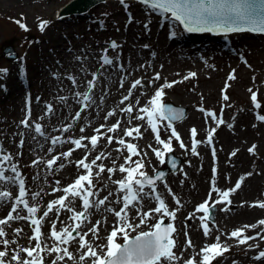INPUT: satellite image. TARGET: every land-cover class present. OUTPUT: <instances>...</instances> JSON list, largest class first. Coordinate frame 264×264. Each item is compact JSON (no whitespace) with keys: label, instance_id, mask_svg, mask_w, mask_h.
<instances>
[{"label":"rangeland","instance_id":"374dc122","mask_svg":"<svg viewBox=\"0 0 264 264\" xmlns=\"http://www.w3.org/2000/svg\"><path fill=\"white\" fill-rule=\"evenodd\" d=\"M45 1L35 0L36 8L34 11L31 10L29 15L22 6H15L9 12H3L4 9L0 7V137L2 141L0 144L5 154H10L13 157L9 164H16L24 179L29 204L33 203L30 198L32 194L39 192L40 195H43L39 198V201L37 199L35 202L38 204L39 211L32 217L41 220L40 242L42 248L45 244L49 248L53 245V240L50 238L51 226L48 227L47 225L50 222L52 225V221L56 219V206L46 218L43 217V212L47 210V205L50 202L64 196L62 192L64 187L73 184L79 175L84 173L82 168L79 167L71 175L72 171L66 167L67 162L69 161L72 167H76L77 161L85 157H87L86 162L90 163L97 155L103 154V158L96 163L97 166L103 164L104 173L97 176L98 167L94 166L92 169L93 184L96 189H99L98 197L92 199L99 200L105 197L108 199L98 209H90L91 215L84 222V227L79 229L81 233H88L87 242L98 253L101 251L97 246L105 245L109 232L120 223L113 212L105 211V208L108 207L115 211H120L123 207L122 202H116L119 195L123 194L118 193L115 182L124 179L126 173H120L118 169L121 165L125 167L134 166L126 164L127 150L117 141L124 139L126 143L136 144L140 155L133 156L131 159L142 160L144 163L142 171L147 175L150 172L152 173L150 175H153L158 168L162 167L159 161L155 160L152 151V148L162 146L157 144L146 119L139 120L136 119V116L140 114L139 109L145 107L139 102V97L143 93L148 90L149 95L151 94L150 97L153 98L156 88L159 87L158 89H160L163 85L172 82H175L172 87H164L163 89L165 97L163 101L185 109V115L190 110L195 112V108L205 107V109H213L217 114L223 110L226 114L225 119H232L228 120V125L222 127L215 136V145L218 149V154L215 157L220 159L217 176H213V173L209 170V167H211L209 152L206 158L203 155L199 158H190L189 155H187V158L185 155H181L183 160L179 170L167 174L164 183H157V191L163 196L168 210L176 212L174 220L167 218L175 228L172 238L176 242V249L179 246V252L181 251V254H179L175 249V254L181 257L175 264H185V261L190 258H197V262L200 261L202 256L198 253L204 247L203 245H211L216 242V235L212 234L211 231L210 238L202 243H200V240L197 241L199 232L197 237L194 238L193 234L196 231L192 229L191 223L194 224L196 230L204 233L200 219L196 223L190 221L189 226L183 224V218L187 216L185 213L190 214L192 209L197 208L205 201H208L211 208L213 201L220 199L218 192L212 191L213 188L218 191L232 190L230 196L233 203L231 206L223 205L221 207H227L229 209L227 211H218L216 205L213 212L215 223L218 221L228 234L234 230L244 228L245 225H253L255 227L245 228L244 234L260 233L261 237H264V226L258 224V221L264 220V208L259 207L260 203H264V168L262 167L264 166V122L258 119V115H264V68L261 67L258 60L260 54H257L260 51L254 49L246 63L233 62V66L238 67L237 76L230 74L226 62H221L219 58L215 57L207 56L206 60H202L205 62L194 61L195 64L199 65L198 68H195L188 64V58H179L180 54L175 51L174 44H169L164 37L157 40L152 32H148L149 27H146L145 30L146 10L136 2L125 0L128 5L127 13L124 12L125 7L119 0L109 1L96 9H91L89 10V16L78 21V27L73 25L68 27L71 29L69 32L68 28L65 30V25L57 26L58 29L49 27L52 21L56 20V8L76 0L56 1L50 9H46V5H43ZM129 17H131V21H129ZM16 21L25 24L27 31L21 29ZM44 21L48 23L41 31L40 26ZM58 40L62 41L60 44L62 55H59L52 46ZM9 41L13 54L17 56L15 60L4 56V48L6 47L4 44ZM112 42H115L118 46L115 52L119 53V59L116 66L105 68L99 65V56L104 49H108L110 57L115 55V52L110 48ZM121 52H123V55H120ZM134 53L135 57L141 55L139 58H156L154 66L147 68L138 65L139 61L136 64L126 63L128 56ZM77 57L82 60L78 61ZM91 57L92 59H89ZM87 58L89 60H86ZM120 62L122 65H120ZM208 63L214 68V73L220 74L221 79L215 84H212L213 78L209 76L213 70H210V67L207 66ZM166 64H172L171 69H168ZM29 69L27 83L25 81L22 83L20 76ZM36 69L41 70V73H37ZM242 71L246 74L243 78H240ZM190 73L196 75L191 77L189 76ZM228 73L229 76L224 77ZM94 74L97 77L92 92L94 102L86 110L81 111L76 93L82 94L87 90L88 82L93 80ZM157 74L160 77L158 80L154 79ZM69 75L75 78V84L67 79ZM230 75L233 78L230 79ZM185 77L188 78L185 79ZM223 77L227 80L225 85L221 83ZM138 79L141 80L142 86L138 85L133 89L132 84ZM229 84H231L230 87H227ZM248 87L257 94V102L261 105L257 112L254 111L257 109L254 108L251 100L252 92L246 89ZM28 92L31 93L28 122L29 124L39 123L45 136H39L32 129L21 126V121L29 113V107L25 101ZM186 93L189 95L188 99L185 98ZM208 93H213L216 99H210ZM224 95L229 97L227 101L223 99ZM126 96L129 99L125 100ZM61 97L64 98L63 101ZM15 103L19 104V108L17 113L13 114L16 111L14 110ZM46 105L51 107L52 114H46ZM128 105L133 106L131 113L123 111ZM78 112L79 118L77 119ZM109 112L113 115L108 116ZM198 115L200 116L199 113ZM186 117L175 123L181 136L187 138V128L192 129L193 127L196 130V135L203 136L207 132L198 133V125L195 123L191 126ZM205 118L209 121L207 117ZM202 119L200 117V122H202ZM116 124H119V127L115 131L109 132L108 129ZM137 126L140 128L138 137L136 133H133L135 138L125 135L126 130ZM65 128L67 131L62 130ZM97 129L100 130L99 133L96 131ZM214 130L215 127L212 124L209 134ZM223 134L233 136L228 144L223 141ZM93 135L98 137L95 149H92L89 139ZM109 136L113 137L111 144L108 143ZM170 136L167 127H165V134L160 135V138L167 141ZM56 137H61L64 142L52 146L50 140ZM81 138H83V145H87V147L76 148L73 144L67 142L68 140ZM21 140L24 141L23 147L18 146ZM188 141L191 144V140ZM149 145L152 147L150 148ZM178 145L179 142L172 138L174 150L178 151ZM253 146L255 148L254 154L249 152V149ZM117 149H121V151H117ZM70 150L72 155L65 158L62 154ZM176 153L174 151V154L178 156ZM232 153H235V157ZM241 154H243L242 159L240 158ZM53 159L56 160V163L49 169L47 162ZM240 160L241 165L237 167ZM109 168L115 171L109 174L107 171ZM198 168L199 170H197ZM253 178L257 179L258 187H249L250 195H245L242 189L246 181ZM57 181H59L60 186L58 188L61 191L48 195L51 187ZM238 182L240 187L236 189L235 185ZM100 183L103 185L101 186ZM195 183L197 186L199 183H203V192L195 199H189V203H187L188 192L194 190ZM6 187L10 192V196H18L16 187ZM169 190L179 199V205L176 204ZM44 191L46 195L42 194ZM110 192L111 195H109ZM210 193L211 198L209 199ZM76 203L80 207L76 210L82 211L79 198L76 199ZM156 205L157 203L153 199L146 198L141 205V212H150L158 207ZM12 207V201L0 206V219H6ZM245 208L255 209L257 214H252L250 219L245 217L238 219L236 211ZM65 213L69 217L71 216V213L67 211L62 210L60 212L59 221L56 225L58 231L61 229L60 226H67L71 223V221L67 222L62 219ZM219 213L224 216L225 224L217 219L216 215ZM198 214L199 217L203 215V213ZM12 215L15 217L16 213H12ZM20 215L27 216V213L22 211ZM107 216H111L113 223L105 226L103 222L106 221L104 218ZM127 219L132 225L140 224V217L136 214L135 209L128 210ZM158 219L159 215L153 211L147 222L140 225L136 231L131 232V236L137 235L140 231L151 230V226ZM97 221H99L98 232L93 235L89 232V229L95 226ZM21 222L26 224L29 235L33 236L30 220L22 219ZM11 224L16 225V221L12 220L8 225L3 226L7 233L5 239L15 240L11 231L15 235L16 233ZM211 226L212 224L209 223L210 229ZM13 228L16 227L13 226ZM118 236L119 244H123L122 236L120 234ZM217 236H220V232L217 233ZM262 239L264 240V238H258L252 240L253 243L251 244L239 245L234 238L229 239L226 235L222 236L220 243L222 246L228 247L229 251L224 253L225 255L214 264H264V261L253 259L259 251L264 250ZM189 240L192 247H188L187 241ZM31 241L27 248L35 247L36 240ZM249 245H258V247L250 248ZM62 247L68 248V251L72 253V258L65 257L57 264H91L90 257L84 261L80 260L82 253L78 240H73L71 244ZM16 248L15 244H10L9 257L5 259H9L11 250ZM0 250H4L3 245H0ZM20 255L21 259L26 258V253L21 252ZM40 256V261L43 264H53L57 253L52 252L49 254L48 251H41ZM162 264H167V262L162 261Z\"/></svg>","mask_w":264,"mask_h":264},{"label":"snow or ice","instance_id":"6c2138e0","mask_svg":"<svg viewBox=\"0 0 264 264\" xmlns=\"http://www.w3.org/2000/svg\"><path fill=\"white\" fill-rule=\"evenodd\" d=\"M119 2L127 7L125 0H119ZM139 2L150 8L152 12L158 13L163 16H167L172 21L177 22L179 25L183 26V30L188 33H213V34H224L228 35L230 33H241V32H252L264 34V0H139ZM170 14V15H169ZM131 21V17H129ZM18 26L27 31L25 24L16 21ZM47 21H44L40 29L44 30V27L47 25ZM147 27V26H146ZM172 36H175V33H172ZM117 44L112 42L110 48L113 52L117 49ZM147 47V46H145ZM11 55V54H9ZM78 61L80 57L76 58ZM119 59V53L115 52V55L110 57L108 55V49L101 51L99 56V65L103 67L116 66V62ZM99 71V68H98ZM195 73H190L189 76L194 77ZM188 77H185L187 79ZM230 79L233 78L231 75ZM68 80L72 81L75 84V78L71 75L67 77ZM154 79H160L159 74H157ZM97 77L94 74L92 81L88 82V88L84 93H76L77 102L81 105V111L86 110L94 102L92 97V92L94 90V85L96 83ZM173 83H167L163 85L159 90L155 91L154 97L149 101L148 106L142 107L139 109V113L136 116V119L144 120L147 119V124L151 127L153 133H155V140L158 145L162 146L160 148H152L155 157L159 161L160 165L163 166L165 161V156L173 152L172 147V138H175L176 141L180 142V147L185 148L184 143L181 141L180 136L177 134L175 129L172 126V121H177L183 117V110H176L170 105H166L162 102L164 95V87H172ZM138 85L142 86L141 80H136L132 84V88L135 89ZM252 92L251 89H249ZM39 100V98H37ZM125 100L129 99L128 96L124 98ZM223 99L227 101L229 97L227 95L223 96ZM63 101L64 98L61 97ZM251 100L256 109L261 107L260 103L257 102V94L252 92ZM123 103V101H122ZM133 110L132 105H128L123 111L131 113ZM202 110V109H201ZM46 114H52L51 107L46 105L45 108ZM203 111V110H202ZM146 114V115H145ZM113 115L109 112L108 116ZM208 116H211L214 120L216 119L215 114L212 112L207 113ZM30 117V105L29 113L26 115V118L21 121V126L25 128H30L39 136H45L42 126L39 123L29 124ZM77 119L79 118V112L77 113ZM258 119L261 122H264V115H258ZM169 121L167 128L171 129L170 138L165 141L160 138L159 127L162 126L163 121ZM222 120L217 121V123H222ZM119 127V124L113 125L108 129L109 132L115 131ZM67 131V129H62ZM83 131V129H81ZM98 133L99 129L96 130ZM133 133L137 134V137L140 133L139 126L125 131L127 137H133ZM192 136H196V130L193 129L191 132ZM23 135V134H21ZM35 138V137H34ZM135 138V137H133ZM82 139H72L68 140V143L73 144L76 148L87 147L83 145ZM90 139V144L92 149H95L98 143V137L92 136ZM113 137H108V143L111 144ZM64 142L61 137L52 138L50 143L52 146L57 145L58 143ZM24 141L21 140L19 147H23ZM118 144L123 145L126 148L128 157L126 158V164L134 165L132 167H125L121 165L119 167L120 173H126L124 179L116 181L118 184V193H123L122 196L116 201L120 203L122 201L123 207L120 211H115L114 209L108 207L105 208L107 212H113L120 223L117 226H114L113 230L110 232L107 238L106 245H98L101 251L98 253L93 246L87 242L86 237L88 233H81L79 229L84 227V222L88 220L91 215L90 209L99 208L105 204V201L108 199H92L93 197H98L99 189H96L92 180V169L94 166H97V161L103 158V154L97 155L90 163L86 162L87 157L77 161V166L82 168L85 174L79 175V177L74 181L70 186L64 187L62 192L64 196L59 199H56L50 202L47 205V210L43 212V217H48L49 214L53 211L54 206H56V219L52 221L50 238L53 240V245L49 248L48 245H43L40 242V224L41 220L38 218H32L38 211V204L35 203L40 196V193L37 192L31 195V200L33 203L30 205L28 200V192L25 188V182L20 174L16 164H9L13 159L10 154H5V151L0 145V206L9 201H12L13 207L11 212L6 219H0V245H3L4 250H0V264H37L41 260L40 252L48 251L49 254L56 252V259L53 261V264H57L58 261L64 259L65 257L71 259L72 253L68 251L67 247H62L71 244L73 240L79 241V248L81 251L80 260L84 261L87 258H91V264H162V261H166L167 264H175L176 261L181 259L174 252L173 248L175 247V241L172 238V233L175 231V228L172 223L167 225L164 224V219L169 218L174 220L176 216L175 211H169L165 201L161 198L157 192V183H164V178L167 175L164 171H158L154 176H148L142 171L144 168V163L142 160L133 161L131 158L133 156H139L140 152L137 150L136 145L133 143H126L124 139H119ZM209 143H211V134L209 135ZM151 148L152 146L149 145ZM50 151L52 149H49ZM121 151V149H117ZM193 154H196L197 148L196 143H193L191 148ZM250 153L255 152V148L249 149ZM65 158L72 155L71 150L67 153L62 154ZM235 155V153H232ZM56 163V160H50L47 162V167L51 169ZM167 163L169 167L175 172L177 170V160L171 156L168 157ZM63 167V165H61ZM98 172L97 176L104 173L105 168L103 164L97 166ZM109 174L113 173L115 170L109 168L107 170ZM59 184V181L56 182ZM6 186L16 187L18 189V196H10V192ZM166 186V185H165ZM240 183L238 182L235 185L236 189H239ZM147 189V190H146ZM53 191H61V189L56 188ZM212 191H217L220 199L213 201L211 208L208 205V201L200 204L196 208V212L203 213L199 219L204 230L205 236L210 234L211 229L209 228V223L215 224V221L212 219L213 212L216 208V204H226L229 205L231 202L228 199L230 192L227 191H218L213 188ZM173 199L176 201V204L179 205L180 201L175 197ZM112 193L110 192L109 195ZM71 197V199H69ZM79 198L81 201L82 211H77L73 205L75 204L76 199ZM153 199L158 202V207L153 209L150 212H141V205L144 199ZM211 198V193L209 194V199ZM67 201V203H66ZM22 206V207H21ZM259 207L264 208V203H260ZM135 209L136 214L140 217V224L132 225L128 222V210ZM67 211L71 213L69 217L71 223L67 226L62 227L59 231L56 228L57 222L59 221L60 212ZM221 211L229 210L227 207L221 208ZM26 211L27 216L20 215V212ZM155 212L159 215L157 222L151 226L149 231H140L134 237L131 236V232L136 231L140 225L147 222V220L152 216V212ZM12 213H16L15 219H29L32 226H34L33 231L34 236H30V240H36L34 248H16L11 250V255L9 259V245L15 244V240L5 239L7 233L5 232L4 225H8L10 221L14 219ZM192 217H186V219H191ZM259 225L264 226V220L258 221ZM99 221L96 225L89 229L93 235L98 232ZM253 225H245L244 228L234 230L230 234H225L229 239H235L239 245L248 244L249 241L256 240L261 237L260 233H257L256 236H247L244 234L245 228H253ZM16 235L18 236L22 229L16 228ZM75 233V234H74ZM120 234L123 238L124 243H116V238ZM189 247H192L191 241H187ZM250 248L258 247V245H249ZM86 249V251H85ZM229 248L224 247L220 243V237H216V242L211 245H205L198 255L202 256V264H213V260L222 257L224 253L228 252ZM26 253V258L21 259L20 253ZM35 253V255H34ZM254 260L264 261V250L258 252L257 255L253 257ZM185 264H197L195 258H190L185 261Z\"/></svg>","mask_w":264,"mask_h":264},{"label":"bare ground","instance_id":"6f19581e","mask_svg":"<svg viewBox=\"0 0 264 264\" xmlns=\"http://www.w3.org/2000/svg\"><path fill=\"white\" fill-rule=\"evenodd\" d=\"M19 3H18V2ZM56 1H62V0H46L45 1V3L43 4V5H46V9H50V8H52L53 7V5H54V3L56 2ZM41 5V4H40ZM114 5V4H113ZM15 6H22L23 8H25V11L26 12H28L27 14L29 15L30 13V11L32 10V11H34L35 10V0H22L21 2L19 1V0H0V7H1V9H4V10H2L3 12H9V11H12L13 9H14V7ZM18 7V8H19ZM90 8V7H89ZM92 9H96V7H91ZM44 9V8H43ZM20 13H21V11H20ZM31 16V15H30ZM35 17V16H34ZM30 19H32V18H30ZM166 27H167V24H165V28L164 29H166ZM49 28H51V29H55V28H57L56 27V20H53L52 21V23L50 24V27ZM149 28H150V30H152V31H158L159 29H157V26H155V25H150L149 26ZM58 29V28H57ZM65 30H66V27H65ZM68 30H69V32L71 31V29H69L68 28ZM238 34H241V33H236V35H238ZM193 35V38H196V39H201V38H206L207 36L206 35H201V34H192ZM193 38H185V39H193ZM219 40V41H218ZM218 40H217V42H213V41H215L214 39H212V38H210V41H211V46H222V48H223V51L224 52H226V53H228V54H231V50L235 47V46H237L238 44H242V45H244V46H246V47H250V48H252L253 50L254 49H258L259 51H260V53H257L258 55H259V57H258V60H259V62H260V65H261V67L262 68H264V37H262V36H252V37H247V36H244V35H240V36H230V37H228L227 35H223V37L222 38H218ZM62 43V41L61 40H58V42L57 43H54L52 46H53V48H54V50L55 51H57L58 52V54L59 55H62L60 52H61V46H60V44ZM242 53V55H243V52H241ZM262 53V54H261ZM141 55H137L136 57H135V53L134 54H130V56H128V60H126V63H130V64H136L138 61V65H143V66H145V67H147V68H149V67H151V66H154V61L156 60V58H154V57H152V58H150V59H147V58H145V57H141V58H139ZM246 56V55H245ZM248 57H250V56H248ZM69 58V57H68ZM188 58V64L189 65H192V66H194L195 68H198L199 67V65L198 64H195V62L191 59V57H187ZM215 58H218V56L217 57H215ZM89 59H92V57L91 58H89ZM88 58L86 59V60H89ZM80 60H82V59H80ZM79 60V61H80ZM232 61H238V59H233ZM69 62H71V61H69ZM166 66H167V68L168 69H171V66H172V64H169V65H167L166 64ZM208 67H210V70H213V72L211 71V75H209V76H211V78H213V81H212V84H215L216 82H218V81H220V79H221V77H220V74H216V73H214V68L211 66V64H208L207 65ZM135 69V68H134ZM29 71H30V69L28 70V71H26V73L24 74V78H29ZM36 71H37V73H41V70H39V69H36ZM263 71H264V69H263ZM34 73H35V71H34ZM246 74V72H244V71H242L241 72V74H240V78H243V76ZM36 77V76H35ZM224 77H225V75H224ZM222 78V84L223 85H225L226 84V78ZM210 78V77H209ZM1 79V78H0ZM143 84H144V81H143ZM230 85L231 84H229V85H227V87H230ZM247 90H249L250 88L248 87V88H246ZM252 90V89H251ZM143 95V94H142ZM208 95V97L210 98V99H213V100H215L216 99V97H215V95L213 94V93H208L207 94ZM189 95L186 93V96H185V98L186 99H188L189 97H188ZM1 98V97H0ZM150 95H149V92L148 91H146L145 93H144V95L140 98V102L141 103H144V104H149V101H150ZM16 104V103H15ZM14 104V110H16V111H14V113L13 114H15V113H17V109L19 108V104L17 105H15ZM186 119H187V121H188V123L191 125V126H193V124H197L198 125V127H199V130L200 131H205V129H206V127H205V121H202V122H200V116L198 115V113H195V112H192L191 110L190 111H188L187 112V117H186ZM233 136L232 135H230V134H223V136H222V138H223V141L225 142V143H229L230 142V138H232ZM183 143H184V145H185V148L184 149H182L181 147H180V142H179V145H178V148H179V151L183 154V155H185V156H187V155H190V158H191V156L192 157H195V156H197V157H200V155L199 154H193L192 153V151H191V147H189L187 144H186V142L184 141V140H181ZM200 145H201V148H202V151L204 152V154H205V156H206V147H205V145L203 144V143H200ZM240 158L242 159L243 158V154H241L240 155ZM240 162H241V160L237 163V167H239L241 164H240ZM66 167L70 170V171H72V173H71V175L79 168L78 166H76V167H72L70 164H69V161L67 162V164H66ZM263 168H264V166H262ZM197 170H199V168L197 169ZM52 179V178H51ZM50 179V180H51ZM60 185L59 184H57L56 182H55V184L51 187V189H50V191H49V193H48V195L49 194H53L54 193V191H53V189H56V188H58ZM251 186H255V187H258V184H257V179H255V178H253V179H249V180H247L246 181V184H245V186H244V188L242 189V192L245 194V195H250V193H249V187H251ZM206 191V190H205ZM56 192V191H55ZM188 192V191H187ZM203 192V183H199L198 184V186H197V184L195 183V187H194V190H192V191H190V192H188V196H187V200H186V202L187 203H189V199H195L196 197H198L201 193ZM240 192V191H239ZM45 193V191L42 193V194H44ZM238 194V193H237ZM236 194V195H237ZM44 195H46V194H44ZM41 197H43V195H40L39 197H38V201H39V198H41ZM156 206H158V205H156ZM73 207L75 208V209H77V208H79L78 207V205H77V203H76V201H75V204L73 205ZM252 214H257V211L255 210V209H250V208H245V209H241V210H237L236 211V217L238 218V219H240V218H248V219H250L251 218V215ZM185 215H187L186 217H189V216H191L192 218L191 219H186V217L185 218H183V224L185 225V226H189V223H190V221H193L194 223H196V221L199 219V214L194 210L193 211V209L191 210V212H190V214H186L185 213ZM217 216V219L219 220V221H221V222H223L224 224H225V218H224V216L223 215H220V213L219 214H217L216 215ZM62 219L63 220H66L67 222L68 221H70V219H69V215L67 214V213H65V214H63V217H62ZM106 221L105 222H103L104 223V225L105 226H108V225H110V224H112L113 223V220H112V218H111V216H107V217H105L104 218ZM14 221H16V225H14V224H11L12 225V229L13 230H15L16 228H20V229H22V231L20 232V234L17 236V235H15L11 230V233H12V236H13V239H15V241H16V243H15V246L17 247V248H21V249H23V248H26L29 244H30V242H31V240L29 239V237H30V235H29V233H28V231H27V226H26V224L25 223H23V222H21V220H18V219H15V217H14V219H13ZM20 221V222H19ZM192 225V226H191ZM191 227H192V229L193 230H195L196 232H195V234H193L194 235V238H196L197 237V234H198V232H200V231H198V230H196L195 229V226H193L194 224L193 223H191ZM13 226H15L16 228H13ZM48 227H50L51 226V222L47 225ZM61 227H64V226H61ZM102 231V230H101ZM218 232H220V238L222 237V236H224L226 233L228 234V232H226L222 227H221V225H220V223L217 221L214 225L212 224V226H211V233L212 234H215L216 235V237H217V233ZM256 235H257V233H256ZM255 235V236H256ZM203 241V240H202ZM262 241H264L263 239H262ZM183 242L185 243V240L183 239ZM189 247V246H188ZM215 261V260H214ZM213 261V262H214Z\"/></svg>","mask_w":264,"mask_h":264},{"label":"water","instance_id":"95a60500","mask_svg":"<svg viewBox=\"0 0 264 264\" xmlns=\"http://www.w3.org/2000/svg\"><path fill=\"white\" fill-rule=\"evenodd\" d=\"M89 2H91V0H76L74 2L57 7L56 8V27L63 26V25H65L66 28L72 25L78 27V21L89 16V11H81V9H83L82 6L89 7L88 5H92ZM73 5L75 9L72 8ZM9 44L10 42H7L5 43V46ZM8 48L6 49V51L7 50L9 51Z\"/></svg>","mask_w":264,"mask_h":264}]
</instances>
